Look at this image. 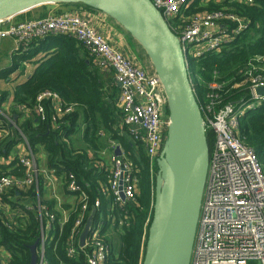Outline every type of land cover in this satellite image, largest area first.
<instances>
[{
    "label": "trees",
    "instance_id": "1",
    "mask_svg": "<svg viewBox=\"0 0 264 264\" xmlns=\"http://www.w3.org/2000/svg\"><path fill=\"white\" fill-rule=\"evenodd\" d=\"M201 2L196 0L182 17L186 19L196 12L229 7L235 15L250 21L248 29L229 45L189 60L190 80L198 105L209 101L213 93L209 85L215 82L221 86L217 91L218 107H221L246 95L248 84L243 76L244 68L250 58L264 55V0H252L250 5H242L239 0ZM48 7L34 10L45 11ZM177 20L175 25L178 26ZM126 36L133 48L134 45L139 48L129 35ZM14 52L10 67L0 71V80L9 81L19 66L25 72L26 63L33 70L23 82L15 85L12 93L0 91V131L7 132V136L0 139V176L21 177L24 174V168L18 166L14 155L22 142L18 134L21 133L34 154L43 152L45 155L44 166L60 179L58 192L62 196L69 195L65 183L67 175L71 174L77 185L88 193L89 207L99 202L97 210L89 208L87 218L94 212L92 225L101 224L100 236L108 248L104 264H142L152 219L157 167L156 163L150 165L143 145L132 141L126 129L120 126V113L115 103L119 90L112 83L110 92L105 91V77L95 66L93 57L69 36L50 35ZM43 91L59 95L63 104L73 106L72 113L57 118L49 102H43L45 119L36 116L35 99ZM9 97L10 110L7 112L1 106ZM22 108L31 114L26 115ZM5 113L8 119L2 115ZM14 116L15 126L12 127L9 120ZM236 133L255 152L264 173V108L247 112L239 119ZM111 142L121 148L134 169L135 199L124 206L113 203L106 195L111 173L101 154L104 150L110 151ZM206 142L210 151L213 144L210 132L206 134ZM11 156L14 158L8 164ZM38 189L41 205L54 216L50 223L51 240L44 247L46 263L86 264L81 250L72 258L66 256L67 240L79 207L75 202L65 205L46 197L43 178L38 179ZM34 190L31 187L26 192L10 191L0 198V264H30L31 248L39 244L40 237ZM63 212L67 213V221L60 225ZM37 251L38 245L36 255Z\"/></svg>",
    "mask_w": 264,
    "mask_h": 264
},
{
    "label": "built area",
    "instance_id": "2",
    "mask_svg": "<svg viewBox=\"0 0 264 264\" xmlns=\"http://www.w3.org/2000/svg\"><path fill=\"white\" fill-rule=\"evenodd\" d=\"M149 1L177 37L188 74L190 59L217 52L250 26L248 19L235 15L229 7L193 14L184 19L182 13L196 0ZM224 1L233 0H202L204 3ZM239 1L242 5L252 3V0ZM176 20L178 26L175 25ZM50 35L75 39L93 57L97 68L112 74L113 83L119 90L120 126L126 129L132 141L143 145L145 155L153 166L162 150L168 125L166 99L154 73L115 50L86 18L64 13L15 24L8 20L0 21V41L12 40L14 51ZM243 76L248 84L244 97L218 107L217 91L221 86L213 82L209 85L213 92L209 101L199 105L205 134L209 131L213 135V144L209 151L207 177L189 264H264V173L255 152L236 133L239 119L247 112L264 108V96L256 95L257 89H264V55L250 58ZM43 102H49L57 118L68 116L73 111V106L63 104L59 95L43 91L36 96L33 110L42 120L45 119ZM21 111L26 115L31 114L24 108ZM9 121L10 126L14 127L15 122ZM18 134L22 142L16 147L14 155L18 166L25 171L21 177L0 176V198L10 191L35 189L40 225L36 264H47L44 247L51 240L49 231L54 216L40 203L38 179L43 178L45 188L54 189L56 178L52 171L37 164L26 139L21 133ZM5 136L7 132L0 131V139ZM116 148L119 149V156L114 155ZM110 149L112 153L108 169L111 176L106 195L111 197L113 203L124 206L135 199L134 169L118 145L111 142ZM13 158H8V164ZM65 185L79 207L67 240L66 256L72 258L81 250L86 264H104L108 248L100 236V223L91 225L83 246L79 245L88 210L90 207L92 211L97 210L99 202L95 201L89 207V195L77 185L73 175H67ZM52 197L56 199L54 194ZM66 221L67 213L63 212L60 225Z\"/></svg>",
    "mask_w": 264,
    "mask_h": 264
},
{
    "label": "water",
    "instance_id": "3",
    "mask_svg": "<svg viewBox=\"0 0 264 264\" xmlns=\"http://www.w3.org/2000/svg\"><path fill=\"white\" fill-rule=\"evenodd\" d=\"M58 4H78L101 11L137 44L158 79L166 99L168 125L156 160L152 219L142 264H189L209 149L177 37L149 0H0V21L40 6ZM256 95L264 96V89H257ZM114 155H120L118 148ZM93 216L94 212L87 218L80 246L88 235ZM37 245L38 242L31 248L30 264L37 262Z\"/></svg>",
    "mask_w": 264,
    "mask_h": 264
},
{
    "label": "crops",
    "instance_id": "4",
    "mask_svg": "<svg viewBox=\"0 0 264 264\" xmlns=\"http://www.w3.org/2000/svg\"><path fill=\"white\" fill-rule=\"evenodd\" d=\"M48 6H50L51 8L49 9V7H48L45 11L32 9L28 12H25L28 14L22 16L20 18V20H14V19H18L17 17H19L22 14L9 19L8 22L15 24V23H20V22L45 18L49 15H61L64 13L77 15L79 17L88 19L91 22V25L96 29V31L101 33L115 50L120 52L122 55L128 57L132 61L139 63L138 59L136 57V53L134 51V48L130 45L129 38L126 36L125 32L118 25H116L114 22H111L112 20L109 19L101 11H99L97 9H93V8L86 9V8H84V6L78 5V4H68V5L67 4H59V5H48ZM35 9H37V8H35ZM33 10L35 12H32ZM111 23H114V24H111ZM11 46H13V48H14V42L10 39H5V40L0 41V51L1 50H10L9 52L12 53L11 50L13 48L10 49ZM13 54H11V59H12ZM25 68H26V66H25ZM2 70H4V69H2ZM32 70H33V68L31 67V70H29L28 76L31 74ZM146 71H148V70H146ZM100 72H102L104 77H105V88L104 89L108 93V92H110L109 87H111L110 85H112V83H113L112 74L108 71L103 72L100 70ZM12 75H10L9 79L12 77ZM6 84H7V81H6ZM113 85H115V84L113 83ZM117 89H118V87H117ZM9 99L11 100V97H9ZM9 99H8L9 103L8 102H6V103H8L10 105ZM119 100H120V98H119V93H118V95L116 96V101H115L116 107L119 106ZM6 103L3 104L1 107L2 108L7 107ZM117 109L119 110V108H117ZM35 157H36L37 164L41 167H45L44 166L45 155L43 154V152L36 153ZM108 168H109V164H108ZM55 178H56V180L54 182V189H51L50 187L46 188V197L53 198L52 194H54V196H56V201L58 203L65 204V205L72 204L73 198L70 195H66V197H62V200H61V198H60L61 196L58 195V190H57L58 188H60L61 182H60V179H58L57 177H55ZM22 199H26V198H22Z\"/></svg>",
    "mask_w": 264,
    "mask_h": 264
},
{
    "label": "rangeland",
    "instance_id": "5",
    "mask_svg": "<svg viewBox=\"0 0 264 264\" xmlns=\"http://www.w3.org/2000/svg\"><path fill=\"white\" fill-rule=\"evenodd\" d=\"M208 1V0H206ZM204 2H201V4H203ZM199 4V6H203ZM51 7H49L50 9ZM32 12H35L34 10ZM199 12H196L194 14H197ZM28 13H24L22 15H20L19 17H17L18 19H14V20H20V18L24 15H27ZM113 22V21H111ZM111 24H114V23H111ZM13 46L10 47V49H12ZM14 49V48H13ZM11 50V52H9L10 50H1L0 51V70L2 69H6L8 68L10 65H11V54L15 53L14 50ZM134 51L136 53V57L138 58V62L139 64L146 70H148L149 72L152 70L150 65L148 64V61H147V58L144 56V54L142 53V51H140L139 48H137L135 45H134ZM11 53V54H10ZM26 68H25V72H24V69L22 68V66H19L18 67V70L13 73L12 77L9 79V81H7L8 83L6 84V82L0 80V91H8L9 94L12 93V90L13 88L15 87V85H18L20 84V82H23V80L25 79V76L29 74V70H31V66L29 64H25ZM21 72H24L23 74ZM190 74V72H189ZM10 101V99H9ZM9 103V102H8ZM6 103L7 107H3L4 111H7L9 112L10 110V105ZM3 116L8 119V115L3 114ZM209 132V131H207ZM100 136H103V134H101ZM104 137V136H103ZM108 150V149H107ZM107 150H104L103 153L101 154V156L104 158L105 160V165H108L109 164V154L112 153V150L110 149V151H107ZM110 152V153H109ZM58 190V189H57ZM58 195H60L61 197V200H62V196L59 192H58ZM249 264H255V263H249Z\"/></svg>",
    "mask_w": 264,
    "mask_h": 264
}]
</instances>
